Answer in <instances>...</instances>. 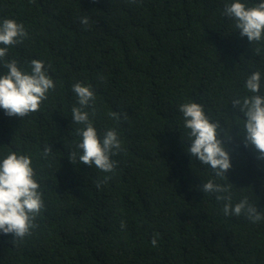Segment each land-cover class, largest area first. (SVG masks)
<instances>
[{
	"label": "trees",
	"instance_id": "16d2710c",
	"mask_svg": "<svg viewBox=\"0 0 264 264\" xmlns=\"http://www.w3.org/2000/svg\"><path fill=\"white\" fill-rule=\"evenodd\" d=\"M223 5L0 0V18L28 32L4 59L24 67L41 59L56 82L35 112L10 117L0 109V152L32 155L44 199L30 235L0 234V264H264V221L222 213V202L201 191L210 169L192 159L182 138L180 103L196 100L213 118L234 120L230 97L247 74L264 71V45L257 52L241 37L221 15ZM85 15L88 26L80 23ZM76 82L95 90L99 133L115 128L122 140L107 182L69 155ZM231 137L233 166L221 182L233 184L234 201L247 196L264 212V159L235 124Z\"/></svg>",
	"mask_w": 264,
	"mask_h": 264
},
{
	"label": "clouds",
	"instance_id": "9594fccd",
	"mask_svg": "<svg viewBox=\"0 0 264 264\" xmlns=\"http://www.w3.org/2000/svg\"><path fill=\"white\" fill-rule=\"evenodd\" d=\"M221 15L232 22L241 37L257 45V52L264 45V0H224ZM89 16L80 18L84 26ZM28 37L22 22L14 18H0V109L7 116L24 117L41 107L48 94L56 87L49 67L41 59L33 58L24 67L17 59L5 60L11 46L20 44ZM76 102L71 107V120L75 125V151L71 160L78 159L105 173L107 182L114 173L117 161L112 157L123 151L117 129L108 128L100 134L92 115L96 93L92 85L76 82L72 85ZM237 109L235 119L213 118L205 105L196 100H186L178 105L182 117L186 151L212 175L201 185L204 194L214 195L222 202V213L228 217L244 216L253 223L264 221V212L250 202L247 196L234 201L232 183L221 182L232 168V154L226 140H230L235 124L244 137L245 146L255 149L258 159H264V71L255 70L243 80L242 91L230 97ZM111 116L118 118L113 112ZM227 125V127H225ZM182 134V133H181ZM184 140V139H183ZM185 142V141H184ZM50 149L45 147L47 157ZM228 178V177H227ZM229 180V179H228ZM44 207L43 191L33 157L27 152L10 149L0 152V234H12L23 240L35 227V219ZM121 222V227H123ZM151 244H158L154 235Z\"/></svg>",
	"mask_w": 264,
	"mask_h": 264
}]
</instances>
